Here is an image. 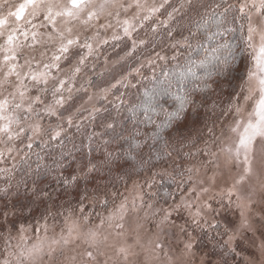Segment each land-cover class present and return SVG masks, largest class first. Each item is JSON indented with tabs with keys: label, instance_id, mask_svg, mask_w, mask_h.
Segmentation results:
<instances>
[{
	"label": "clouds",
	"instance_id": "9594fccd",
	"mask_svg": "<svg viewBox=\"0 0 264 264\" xmlns=\"http://www.w3.org/2000/svg\"><path fill=\"white\" fill-rule=\"evenodd\" d=\"M36 19V49L24 36L0 42L23 45L21 77L29 59L51 61L57 32L74 42L48 85L0 87L12 118L0 131V264H264V136L247 148L239 136L264 104L262 0H94L70 32L58 18L51 39Z\"/></svg>",
	"mask_w": 264,
	"mask_h": 264
},
{
	"label": "snow or ice",
	"instance_id": "6c2138e0",
	"mask_svg": "<svg viewBox=\"0 0 264 264\" xmlns=\"http://www.w3.org/2000/svg\"><path fill=\"white\" fill-rule=\"evenodd\" d=\"M94 0H20L18 3H12L10 0H0V38L6 39V42L9 45L14 44V38L17 36H24L25 41H30L28 43L29 48L36 49V47L40 43V33L38 31H26L22 28L20 21H24V23L31 24L34 29V23L29 18H46L50 21L49 34L48 38L51 39L52 31L55 29L57 19L64 18V24L66 29L70 32L72 29V24L75 20L79 19V14L82 6H85L89 3H93ZM104 3H107L108 0H103ZM264 3V0H262ZM89 19L93 15V13H89ZM17 29H21L17 32ZM7 32V36L3 35L4 32ZM125 33L129 31V27L125 26ZM57 35L61 36L62 42L59 43L57 47V53L52 56L51 61L40 62L36 61L35 63L39 64V67H34L33 62L34 58L29 59V71L24 72L21 77V73L18 71V64L14 63V61H19L23 50V45L17 44L14 48L5 49L4 51H0L3 53L0 56V64H6L8 71L0 74V87H4L6 83L14 76L27 78L33 82V84L38 87H43L49 84V80L52 76L51 69L57 68L61 65L52 63V61H59L61 59V53H67L70 51L69 46L73 44L72 39H63L62 33L57 32ZM264 38V37H262ZM26 42V43H27ZM88 48H91V45H87ZM261 53H264V46L260 49ZM41 55L43 53H40ZM261 57L258 56V60ZM74 71H78V69H74ZM63 79L54 80L51 83V89L55 90L59 86L63 85ZM43 90L45 92L49 91V88L44 87ZM16 94L19 95L20 101L16 103V107H20L23 101L26 99V92L23 87H16ZM40 97L33 96L32 101H30L27 107L24 108V112H28L32 109L33 102L37 105L39 104ZM62 103V98L57 97L52 104H48L46 111L49 113H54L56 111L54 105H58ZM8 105V99L0 97V120H8V123L0 124V131H5L10 134V125L12 122L11 117H6L4 115V111L6 106ZM257 114L259 119L255 123H250L245 126L243 131L239 132L240 142L246 148L250 147L252 144V140L257 136H264V104H261L257 109ZM239 126H237L238 128ZM35 131H39V125H33ZM237 129H234L236 131ZM54 135H59L57 131ZM121 207H124L121 205ZM167 217H165V220ZM71 231V228H70ZM93 238L95 237V233L90 234ZM33 251H39L38 248ZM90 255V253H89Z\"/></svg>",
	"mask_w": 264,
	"mask_h": 264
},
{
	"label": "trees",
	"instance_id": "16d2710c",
	"mask_svg": "<svg viewBox=\"0 0 264 264\" xmlns=\"http://www.w3.org/2000/svg\"><path fill=\"white\" fill-rule=\"evenodd\" d=\"M202 43H206V44H213L212 41H208L207 39L205 41H203ZM214 46V45H213ZM229 55H232V53H230ZM181 71H183V69H181ZM182 119V116L179 117ZM175 119V117L173 118ZM188 158V157H186ZM160 159V156L158 154H154L153 155V160L154 162L156 161H159ZM182 169L185 171V173L187 174V171H186V167H185V164L181 165ZM131 182V180H126V181H122L121 182V187H120V192L123 188H125L129 183ZM161 184L163 185V187L161 188V194L163 195L165 191L167 192H172V196L169 197V199H177V192L176 191H173L174 189L177 188V186L175 184H170L166 181H161ZM12 207L14 208H18L20 211H22L21 213H16L17 215H22L24 217H31V218H35V216L33 215V212H32V209L31 207H25L23 210L20 209L19 205L18 204H13ZM99 210V209H97ZM3 217H0V219H2ZM35 221L32 220V219H26L23 221V223L27 224V223H34ZM195 247L200 251V241L198 240L197 243L195 244Z\"/></svg>",
	"mask_w": 264,
	"mask_h": 264
},
{
	"label": "rangeland",
	"instance_id": "374dc122",
	"mask_svg": "<svg viewBox=\"0 0 264 264\" xmlns=\"http://www.w3.org/2000/svg\"><path fill=\"white\" fill-rule=\"evenodd\" d=\"M10 2H12V3H18V2H20V0H10ZM30 20H32V23H38V21H37V19L36 18H29ZM20 24H21V26H22V28L24 29V30H26V31H29V32H31V31H37L36 29H32L31 28V24H25L24 23V21L22 20V21H20ZM21 29H17V32H19ZM43 29H40V31H42ZM21 40H24V37H19ZM2 40H3V38H0V42H2ZM25 42H27V41H25ZM3 55V53L2 52H0V56H2ZM18 62V61H17ZM186 160H190V159H192V158H185ZM194 166V161L193 162H191V163H186L185 164V167H186V171H187V169L188 168H191V167H193ZM188 174V173H187ZM191 187H193V184H192V182H189L187 185H185L184 187H183V193H187L188 192V189L189 188H191ZM125 188H128L129 190L132 188V181L125 187ZM125 188H123L122 190H121V192L123 193V195L124 196H127L128 195V192H126L125 191ZM177 192V194H178V196H177V199L176 200H179V197H180V194H182L181 192H179V191H176ZM193 198L195 197V193L193 192V193H191L190 194ZM121 199H123V196H121ZM124 215L125 216H127V213L125 212L124 213ZM175 215L176 214H173V218L175 217ZM181 215H183V214H181ZM114 219H116L115 217H114ZM97 223L99 222V219L97 218V221H96ZM117 222H122V221H119V220H117ZM178 223L179 222H181V221H177ZM35 223V222H34ZM34 223H27L26 225H28V224H34ZM149 227H152L151 225L149 226ZM37 229L36 228H33V231H36ZM129 242H131L130 240H129ZM182 246V245H181ZM193 248H194V250H196V251H199L196 247H195V245H193ZM88 259H91L90 257L88 258Z\"/></svg>",
	"mask_w": 264,
	"mask_h": 264
}]
</instances>
